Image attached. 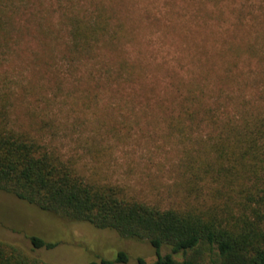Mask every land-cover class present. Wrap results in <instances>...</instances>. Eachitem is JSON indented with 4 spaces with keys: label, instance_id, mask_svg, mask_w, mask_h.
<instances>
[{
    "label": "rangeland",
    "instance_id": "rangeland-1",
    "mask_svg": "<svg viewBox=\"0 0 264 264\" xmlns=\"http://www.w3.org/2000/svg\"><path fill=\"white\" fill-rule=\"evenodd\" d=\"M102 6L121 25L113 41L93 58L68 61L65 14ZM18 9L16 27L0 43V86L11 93L16 124L50 117L56 129L47 137L84 174L148 202L210 199L214 185L187 191L184 162L205 151L217 126L176 122L177 95L200 86L227 109L244 107L243 95L264 106V0H25ZM124 60L133 65L127 77L114 73L108 81L95 71ZM26 235L57 243L32 250L52 264H101L119 250L128 261L113 264L156 257L146 240L70 221L0 191V238L28 250Z\"/></svg>",
    "mask_w": 264,
    "mask_h": 264
},
{
    "label": "trees",
    "instance_id": "trees-1",
    "mask_svg": "<svg viewBox=\"0 0 264 264\" xmlns=\"http://www.w3.org/2000/svg\"><path fill=\"white\" fill-rule=\"evenodd\" d=\"M24 1L0 0L1 44L16 27L14 16ZM104 7L89 15L65 14L68 61L93 58L102 43L113 41L121 25H113ZM43 31L51 32L49 27ZM104 64L95 71L108 81L114 73L127 77L133 68L129 60L117 67ZM10 94L0 86V191L70 221L148 241L156 257L150 262L137 257V264H264L263 105L255 107L243 95L244 107L229 110L208 99L200 86L180 91V112L172 117L176 122L189 119L217 126L204 152L186 156L187 191L214 186L208 189L207 201L161 207L130 195L119 183L84 174L76 158L63 155L47 137L56 129L50 117L27 126L16 124ZM26 237L28 250L0 238V264H52L32 250L51 249L57 243L37 235ZM164 248L168 250L162 253ZM127 261L124 250L114 259H100L101 264Z\"/></svg>",
    "mask_w": 264,
    "mask_h": 264
}]
</instances>
